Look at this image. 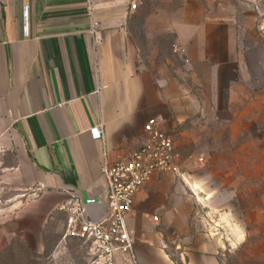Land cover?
I'll list each match as a JSON object with an SVG mask.
<instances>
[{
	"label": "crops",
	"instance_id": "obj_1",
	"mask_svg": "<svg viewBox=\"0 0 264 264\" xmlns=\"http://www.w3.org/2000/svg\"><path fill=\"white\" fill-rule=\"evenodd\" d=\"M230 2L0 0V151L14 155L3 177L27 231L57 227L66 242L77 198L96 218L107 212L105 162L130 160L156 119L181 175L156 174L139 192L127 218L134 255L117 264H225L219 222L230 221L209 211L214 196L182 170L179 148L194 131L222 130L219 116L239 115L234 99L250 86L247 30Z\"/></svg>",
	"mask_w": 264,
	"mask_h": 264
},
{
	"label": "rangeland",
	"instance_id": "obj_2",
	"mask_svg": "<svg viewBox=\"0 0 264 264\" xmlns=\"http://www.w3.org/2000/svg\"><path fill=\"white\" fill-rule=\"evenodd\" d=\"M230 1L238 26L247 30L243 47L251 83L241 84V98L234 99L240 114L219 116L222 130L192 132L197 139L180 147L179 156L182 170L202 185V197L214 196L209 211L223 210L230 221L219 222L224 263L264 264V0ZM231 119L239 131H232ZM13 165L14 155L0 151V264H93L91 243L74 237L61 243L59 228L36 235L17 221L18 189L3 177ZM208 223L215 226L194 222L191 229L202 232Z\"/></svg>",
	"mask_w": 264,
	"mask_h": 264
},
{
	"label": "built area",
	"instance_id": "obj_3",
	"mask_svg": "<svg viewBox=\"0 0 264 264\" xmlns=\"http://www.w3.org/2000/svg\"><path fill=\"white\" fill-rule=\"evenodd\" d=\"M137 7L133 2L132 9ZM144 130V144L130 160L115 164L105 162L102 168L108 188L105 217L98 223H88L83 202L76 199L69 234L92 244L93 264H117L119 256L134 255L135 241L127 218L133 213L137 195L156 174L181 175L173 136L162 131L156 119H150ZM91 135L94 140L103 139L100 128L92 129Z\"/></svg>",
	"mask_w": 264,
	"mask_h": 264
},
{
	"label": "water",
	"instance_id": "obj_4",
	"mask_svg": "<svg viewBox=\"0 0 264 264\" xmlns=\"http://www.w3.org/2000/svg\"><path fill=\"white\" fill-rule=\"evenodd\" d=\"M83 208L85 211V218L88 223H98L107 214L106 210H103L102 213H100L99 216L96 218L92 213V201L88 200L87 198L84 199Z\"/></svg>",
	"mask_w": 264,
	"mask_h": 264
}]
</instances>
